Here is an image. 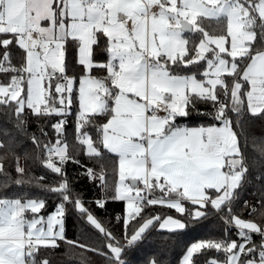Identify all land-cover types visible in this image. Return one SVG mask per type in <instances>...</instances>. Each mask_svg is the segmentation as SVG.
Instances as JSON below:
<instances>
[{
    "label": "snow or ice",
    "instance_id": "6c2138e0",
    "mask_svg": "<svg viewBox=\"0 0 264 264\" xmlns=\"http://www.w3.org/2000/svg\"><path fill=\"white\" fill-rule=\"evenodd\" d=\"M194 114L207 122L179 123ZM0 115L11 125L0 128V264H53L61 242L136 264L157 224L179 237L212 217L222 235L192 242L180 264H264V135L251 131L264 120V0H0ZM80 153L99 168L81 165L104 193L95 205L126 202L120 237L71 187ZM252 179L255 204L241 201ZM148 205L179 216L146 217ZM70 210L94 243L67 240ZM164 261L158 251L145 264Z\"/></svg>",
    "mask_w": 264,
    "mask_h": 264
},
{
    "label": "trees",
    "instance_id": "16d2710c",
    "mask_svg": "<svg viewBox=\"0 0 264 264\" xmlns=\"http://www.w3.org/2000/svg\"><path fill=\"white\" fill-rule=\"evenodd\" d=\"M187 35V34H186ZM97 60H103L102 55H97ZM73 63H75V50L72 52ZM78 71V69H76ZM71 74V73H70ZM78 103L73 106V113L77 109ZM202 110H207L206 106L201 105ZM6 117L0 115V128L11 127V125H6ZM56 121V118H52V123ZM75 115H70L67 117V140L69 143V151H72V145L75 143L73 130H74ZM207 121L197 118L194 114L193 118L188 121H179V123H186L189 126H195L201 123H206ZM44 127L43 122H38L33 118V122L30 125L32 131H36L37 127ZM51 135V129H46ZM251 131L258 136L264 135V120H254L252 123ZM4 137L0 135V139ZM29 150H31V144L27 145ZM111 156V154H109ZM80 160V164L68 163L66 165V172L68 179L71 181V187L75 193H78L84 201H87L92 211L95 215L113 231L114 235L120 237L125 231L124 226V202L123 201H112L109 200L106 203L105 208H98L94 201L102 198L104 195L99 181H93L84 173V168L81 165H86L87 167H96L99 171L98 166L95 161L89 160L86 155L80 153L77 155ZM116 158L112 156V162L107 164L108 182L110 185L116 183V174L114 171ZM23 163V161H21ZM36 175H40L41 172L38 169H33ZM255 175V173H254ZM261 184L252 179L251 183L246 187V190L241 192V201L248 200L255 204L256 199L259 194V189ZM156 196L161 195L158 191L155 193ZM58 203V199L54 196L48 197L47 212L50 213L54 210L55 205ZM144 216H155L160 215L162 217L172 215L178 217L179 214L175 212L174 209H169L161 205H148L145 208V212L142 213ZM246 218L257 219L258 216L248 217L245 213ZM131 220L128 224V228L132 229L137 226V221ZM223 224L218 217H212L208 221H204L197 225L195 228H189L183 231L179 237L170 236L164 230L159 229L157 224L156 228L151 230V235L148 240L140 247V249L132 253L136 264H145L147 260H150L154 254H158V251H163L165 255L164 264H180L182 259V254L192 242L199 241L201 239H207L209 237L219 238L222 235ZM87 234L89 243H94L99 233L92 229L90 226L86 227L85 224L79 219L78 213L75 211H69L65 217V235L67 240L76 241L81 239L83 242V235ZM215 255V253H212ZM50 259L53 264H81L82 260H90L91 264H105L103 258L98 255H94L92 252H84L78 247H72L66 243L61 242V247L54 253L50 255Z\"/></svg>",
    "mask_w": 264,
    "mask_h": 264
},
{
    "label": "rangeland",
    "instance_id": "374dc122",
    "mask_svg": "<svg viewBox=\"0 0 264 264\" xmlns=\"http://www.w3.org/2000/svg\"><path fill=\"white\" fill-rule=\"evenodd\" d=\"M77 108H78V106H77ZM116 181H117V176H116ZM140 186L142 187V185H140ZM125 211H126V202H124V218H125Z\"/></svg>",
    "mask_w": 264,
    "mask_h": 264
}]
</instances>
